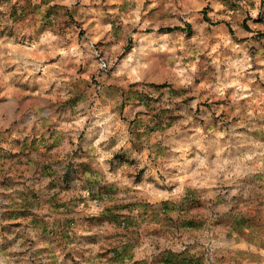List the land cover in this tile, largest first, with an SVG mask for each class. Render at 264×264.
Returning a JSON list of instances; mask_svg holds the SVG:
<instances>
[{"label": "rangeland", "instance_id": "obj_1", "mask_svg": "<svg viewBox=\"0 0 264 264\" xmlns=\"http://www.w3.org/2000/svg\"><path fill=\"white\" fill-rule=\"evenodd\" d=\"M0 264H264V0H0Z\"/></svg>", "mask_w": 264, "mask_h": 264}, {"label": "trees", "instance_id": "obj_2", "mask_svg": "<svg viewBox=\"0 0 264 264\" xmlns=\"http://www.w3.org/2000/svg\"><path fill=\"white\" fill-rule=\"evenodd\" d=\"M188 28L190 29V25H188Z\"/></svg>", "mask_w": 264, "mask_h": 264}]
</instances>
